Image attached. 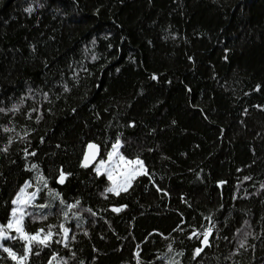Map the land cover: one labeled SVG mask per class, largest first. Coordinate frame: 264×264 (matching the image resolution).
Returning <instances> with one entry per match:
<instances>
[{
  "label": "trees",
  "instance_id": "trees-1",
  "mask_svg": "<svg viewBox=\"0 0 264 264\" xmlns=\"http://www.w3.org/2000/svg\"><path fill=\"white\" fill-rule=\"evenodd\" d=\"M21 95L19 112L0 113V148L13 138L0 152V225L39 174L66 203L80 201L29 206L27 232L63 223L69 234L67 248L55 242L62 234L33 244L27 264H48L53 252L67 264H137V253L140 264H264V0H0V107ZM30 108L39 113L29 119ZM117 134L121 153L148 173L119 196L104 192L105 174L81 166L89 142L105 159ZM47 199L42 189L33 203ZM209 227L211 247L194 260L203 237L188 236ZM1 243L23 252L18 238ZM0 264H15L3 248Z\"/></svg>",
  "mask_w": 264,
  "mask_h": 264
},
{
  "label": "snow or ice",
  "instance_id": "snow-or-ice-1",
  "mask_svg": "<svg viewBox=\"0 0 264 264\" xmlns=\"http://www.w3.org/2000/svg\"><path fill=\"white\" fill-rule=\"evenodd\" d=\"M25 12H31L32 8L28 7L24 9ZM94 42V41H93ZM111 47V45H109ZM97 57L93 56V59H96ZM191 59V57H189ZM83 71L87 72V69H83ZM74 79H78L75 75V72H73ZM152 80H156L157 76L153 74L150 77ZM259 89V85H257V90ZM70 89L67 84L63 85V92L67 93ZM29 94V98L33 94L34 90L29 88L27 90ZM41 95L43 96V99L45 101L49 100V93L42 92ZM59 99V96L56 97ZM26 97L24 95H21L19 97V103H13L11 107H0V113L8 114L11 113L12 115H15L17 112L20 111L21 105L25 103ZM50 102V101H49ZM0 104H3V101H0ZM75 111V109H73ZM37 112L39 113V108H30L28 109V112L25 113L26 117L29 119L30 113ZM37 121L40 119V115H37L36 117ZM128 127H134V122H129L127 125ZM4 132H12L14 129L8 128L7 126L3 127ZM28 135V132L25 131L23 136L18 137L19 139H24ZM43 140V138H41ZM13 138L9 136L7 142L5 145L0 148V152H3L7 154L9 146L12 144ZM122 146L121 136L120 134L116 135L115 141L111 144V150L106 152L107 159H101L98 161V163L95 165L94 171L97 176L101 175L103 172L107 176V180L109 181L108 186L104 189V192L106 193H112L114 195L119 196L121 192H127L128 189L132 185V181L135 180L140 175L148 176L147 171L145 170L143 161L139 158V156L129 159L128 157L124 156L120 148ZM88 149L91 151L85 152L83 156V160L81 161L82 167H88L89 164L92 163L93 160L96 159V150L97 145L93 143H89L87 145ZM151 151V149H149ZM24 155L29 156L35 155V152L29 153L27 149H23ZM28 168V166H25ZM38 169V165L33 163L30 167V171H36ZM66 173L61 168L59 171V177L57 179V182L60 184L64 183ZM34 179L37 182V187L34 191H27V189L31 186L29 181H25L24 185L19 188V190L15 193L14 198L11 200V209H10V215L9 219L6 224L0 225V240H10V239H20L24 241L23 244V252L22 254H18L17 252L13 251L11 247H4L2 243H0V248H3V251L7 253L8 257L15 262V264H27L28 258L30 253L32 252V245H38L43 247H49L50 243L53 242L54 236L61 235L62 234V240H56V243L63 242L64 247L67 248V240H68V234L69 229L64 226L63 223L59 225V232H54L53 229L56 227L55 225L48 224L46 229L45 228H38L35 230L34 233L27 232L23 227V221L26 216H32L30 212L27 211L29 206L37 207L39 209H47L51 210L53 207L52 202L59 200V204L63 206L64 209H74L77 205L80 204L79 200H76L74 203H66L63 198L60 196V193L56 192L54 189H51L48 187V180L43 174H39L34 177ZM245 179H250V177H245ZM219 183L223 184L224 181H220ZM261 187H264V185H261ZM42 189H47V197L48 199L45 200L44 203H41L39 205H34V201L38 194L41 193ZM158 192H163L162 189L157 188ZM163 194L166 196L168 193L163 192ZM103 195V193H102ZM123 207H126V205H121L119 207H113V212H120ZM88 212H91V209H87ZM61 214L67 218L69 215L68 211H61ZM73 215L78 216V213H73ZM34 220H46L47 214L42 213L39 217H32ZM183 223V221H181ZM245 224H247V221H244ZM177 229H179V225H177ZM176 229H174L175 231ZM183 231V229H180ZM14 231L17 235L12 236L10 233ZM240 229H237V232H239ZM212 233V227H209L205 229L202 233L198 232L196 229H192L190 232L188 238L192 239L193 237L199 238L201 235L203 239L200 241L201 246L196 247L193 251V259L195 260L200 254L203 252L204 247H211V244L209 243V236ZM87 235V233H85ZM151 235V234H150ZM245 237L251 235V233H245ZM227 239V237H225ZM137 248H139V245H137ZM239 248H245V241L241 240L239 242ZM246 250V249H245ZM238 251V250H237ZM168 252H173L172 244L170 243L168 245ZM39 254V253H35ZM183 252L174 253V256H183ZM235 254V252L233 253ZM72 256L75 255V253H71ZM137 264H140L139 260V253L136 254ZM157 259H164V257H157ZM227 259V257H226ZM56 260L57 264H67V261H65L62 257H58V254L56 252H53L51 254V257L49 258L48 264H52V261ZM80 264H84V261H81ZM166 264H180L178 260H175L173 258H169L166 261Z\"/></svg>",
  "mask_w": 264,
  "mask_h": 264
},
{
  "label": "water",
  "instance_id": "water-1",
  "mask_svg": "<svg viewBox=\"0 0 264 264\" xmlns=\"http://www.w3.org/2000/svg\"><path fill=\"white\" fill-rule=\"evenodd\" d=\"M89 143H93V144L97 145L96 159L93 160L92 163L89 164L88 167H85V168H90V169H91V168H94L95 165L97 164V162L101 159L103 149H102L101 145L98 144V143H96V142H89ZM89 143H88V144H89ZM88 144H87V145H88ZM88 151H91V150H89L88 147L86 146L84 153H85V152H88ZM83 156H84V155H83ZM82 160H83V159H82ZM63 184H64V183H63ZM112 208H113V207H112ZM112 208H111V209H112ZM117 213H118V212H117ZM211 236H212V233H211L210 236H209V240H210ZM209 243H210V242H209ZM205 248H206V247H204V250H205ZM204 250H203V251H204Z\"/></svg>",
  "mask_w": 264,
  "mask_h": 264
},
{
  "label": "rangeland",
  "instance_id": "rangeland-1",
  "mask_svg": "<svg viewBox=\"0 0 264 264\" xmlns=\"http://www.w3.org/2000/svg\"><path fill=\"white\" fill-rule=\"evenodd\" d=\"M101 159H102V158H101ZM101 159H100V160H101ZM106 159H107V157H106L104 160H106ZM97 163H98V162H97ZM101 174H104V173L102 172ZM0 243H1V240H0Z\"/></svg>",
  "mask_w": 264,
  "mask_h": 264
}]
</instances>
